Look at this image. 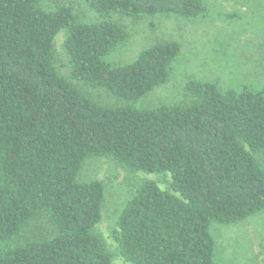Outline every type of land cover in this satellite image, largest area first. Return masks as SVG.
<instances>
[{"label": "trees", "instance_id": "1", "mask_svg": "<svg viewBox=\"0 0 264 264\" xmlns=\"http://www.w3.org/2000/svg\"><path fill=\"white\" fill-rule=\"evenodd\" d=\"M47 1L0 0V264H112L95 233L104 186L78 180L95 157L169 177L167 189L142 182L119 213L113 239L126 263L219 264L210 225L264 210V89L190 80L187 101L136 108L167 82L180 45L156 42L113 66L105 58L127 35L111 17L198 18L202 0H83L91 22ZM75 83L127 105L97 104ZM40 216L52 236L27 237Z\"/></svg>", "mask_w": 264, "mask_h": 264}, {"label": "rangeland", "instance_id": "2", "mask_svg": "<svg viewBox=\"0 0 264 264\" xmlns=\"http://www.w3.org/2000/svg\"><path fill=\"white\" fill-rule=\"evenodd\" d=\"M50 6L56 2L47 1ZM71 7L83 22L98 16L83 0H57ZM207 12L203 17L181 18L156 15L133 19L113 16L111 21L125 31L127 40L105 59L113 66L132 63L147 47L161 41H175L180 52L172 64L167 82L154 88L145 97L130 105L147 109L173 105L188 100L185 86L190 80L213 82L223 90L264 89V0H202ZM62 35L55 39L56 67L67 76L63 67L66 57L60 49ZM78 90L92 101L106 107L127 105L104 89H93L75 83ZM264 167V153L259 156ZM80 182L100 181L105 201L95 233L102 238L112 255V264H128L117 252L113 239L116 219L126 202L144 181H153L161 189L169 186V177L162 174L132 172L107 157L87 159L78 174ZM214 241V259L219 264H264V210L235 224L210 225ZM52 236L45 216H40L26 236Z\"/></svg>", "mask_w": 264, "mask_h": 264}]
</instances>
